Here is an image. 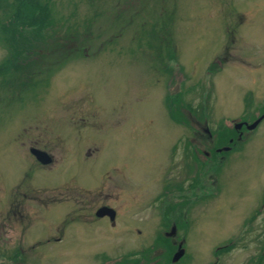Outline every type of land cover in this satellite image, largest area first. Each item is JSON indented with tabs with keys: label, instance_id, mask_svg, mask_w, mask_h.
Masks as SVG:
<instances>
[{
	"label": "rangeland",
	"instance_id": "374dc122",
	"mask_svg": "<svg viewBox=\"0 0 264 264\" xmlns=\"http://www.w3.org/2000/svg\"><path fill=\"white\" fill-rule=\"evenodd\" d=\"M38 1L52 39L35 76L0 71V264H164L176 230L174 264H264V119L191 182L178 118L190 111L175 109L205 105L211 127L259 109L264 0ZM0 4L1 27L17 2ZM206 166L217 182L200 196ZM168 205L185 219L172 225ZM103 206L113 220L95 216Z\"/></svg>",
	"mask_w": 264,
	"mask_h": 264
},
{
	"label": "trees",
	"instance_id": "16d2710c",
	"mask_svg": "<svg viewBox=\"0 0 264 264\" xmlns=\"http://www.w3.org/2000/svg\"><path fill=\"white\" fill-rule=\"evenodd\" d=\"M15 1L17 2L15 11L13 13H10L9 19H7L5 23L3 22L2 26L0 27L4 36L3 39H5V41L7 42L8 45L7 48L9 51L6 61V65H8L6 68L8 70L2 69V67H0V71L3 74L11 72L12 74L11 76H15L17 72L25 73V74L27 73L30 79L31 77L33 78L35 76L34 70H37L36 59L34 58L40 56L38 55V51L46 48L47 41L52 39L50 37L51 34L50 30L52 29V25L49 21L50 15L47 6L40 3L38 0H15ZM168 55L171 56L170 53ZM40 60L41 58L38 61ZM208 70L213 72L214 69L210 68ZM178 100L180 101V98ZM181 108L183 109L187 108L190 111L188 112L189 114L194 113V108L189 106V104H181V102H179V104H177L175 109H179L180 111ZM181 114L182 113L178 115V118L181 120L183 125L187 127L188 126L187 122L189 118H187V116L184 113H183L184 115ZM170 115L171 112L169 116ZM175 117L176 116L174 115L173 119H175ZM224 142H225L224 134L223 133L217 134V139L214 141L213 147H211L209 150L211 151V149L214 147H218V146L220 147L222 144H224ZM168 209H170L172 213L176 214V217H174L173 220H170V222L171 221L178 222L179 219L183 217V214L185 219V212L183 211L182 213L180 208H175L172 207V205H168L166 211ZM166 219L168 218L166 217ZM168 221L169 220H166V222ZM167 241L168 240L165 238L164 242L166 244L168 243ZM170 246L172 248L170 249L168 248L167 251H164L162 253L164 254L163 256H164L165 264H174L171 258L173 256L172 252L175 251V249L173 245L170 244ZM229 246L220 249L224 251L227 250ZM220 249H217V251H219ZM18 255H19L18 252H15L12 256L7 255L6 256L7 261H12L14 257H17ZM130 255L131 254L126 256L123 255L121 256L120 259L114 261L112 264H124L128 259L132 261V264H137L140 261L138 260V258L134 259ZM1 264H6V263H1Z\"/></svg>",
	"mask_w": 264,
	"mask_h": 264
},
{
	"label": "flooded vegetation",
	"instance_id": "af4514ba",
	"mask_svg": "<svg viewBox=\"0 0 264 264\" xmlns=\"http://www.w3.org/2000/svg\"><path fill=\"white\" fill-rule=\"evenodd\" d=\"M245 105L246 104L244 102L243 108H242L244 112L241 111L242 113L236 117H230L228 119L229 123L226 124V123L221 122L222 123L221 124L219 122V124L218 125L216 124L214 127L210 126V119L207 116V114H203L201 116L203 109H206L204 107L205 105H203V106L198 105V109H197L198 111L195 109L196 111L194 110V113H192V114L191 113L189 114L186 111V113H187L186 116H187V118H189L188 123H189V120H191L192 126L190 124H188L187 128H182V130H184L183 132L185 133V131H186L187 133L190 134V136H186L184 134L183 137H181V148L183 151L185 149L188 150L187 153L190 154V156L192 158L193 165L195 167V168H192L194 170H193L191 177L189 178V180L191 182H193L195 180V178L197 177L199 172H202V171L198 170L197 166L199 165V163H205L208 165V167L211 164L213 165V163L215 164L214 166L220 165L221 163L217 162V161H222L223 157L226 156L225 154L228 153L232 148L237 149V150L240 149L241 144L245 140V135L247 133H249L250 131H252L251 128H257L258 125L261 123V121L264 119V101L261 103L259 109L257 108V109L252 110V111H249L250 109L247 110L245 108ZM221 121H222V119H221ZM255 121H257V122L255 123ZM248 129H250V130H248ZM220 133L224 134L225 142L220 147H218V149H221V151H219L218 149H215V151H216L215 155L216 156L214 158L217 161H214L212 163L213 158L210 156V150L209 149L211 147H213V143L217 139V134H220ZM200 154H202V155H200ZM199 156H201L202 158H199ZM208 167L206 166V168L203 169V173L207 174L205 176V179L208 176H210V178L212 177V180H208V182H207L208 185H205V187L201 188L200 191L198 190V192L204 193L200 196L209 195L207 192H209L217 182V180H216L217 178L214 175V174H216L215 170L212 168V171L208 172V170L210 169V167H209V169L207 170ZM206 187H208V190ZM214 191H215V188H214ZM195 197H199V194H197ZM102 217H105L109 220L107 215H104ZM172 225H174L173 222H172ZM175 225H177V224H175ZM176 228L177 227L175 226V229ZM171 236H165V237L168 240L167 242L169 244L173 245L174 249L176 250V248L179 244H181V246H182L183 241L181 239L178 240L177 230H176V233L174 234V236H172V237ZM141 262H142V260L140 259L138 264H140ZM108 264H110V263H108ZM124 264H132V261H130V259H128V260H126V262Z\"/></svg>",
	"mask_w": 264,
	"mask_h": 264
},
{
	"label": "water",
	"instance_id": "95a60500",
	"mask_svg": "<svg viewBox=\"0 0 264 264\" xmlns=\"http://www.w3.org/2000/svg\"><path fill=\"white\" fill-rule=\"evenodd\" d=\"M29 153L34 157V159L36 161H38L42 165H47V164L51 163V156L49 154H47L45 151L31 147L29 149ZM114 214L115 213H114L113 209H111L109 207H105V206L100 207L95 211L96 217H102L104 215H107L109 220L114 219ZM181 253H182L181 249L177 250L172 257V261H176L177 258L181 255Z\"/></svg>",
	"mask_w": 264,
	"mask_h": 264
}]
</instances>
